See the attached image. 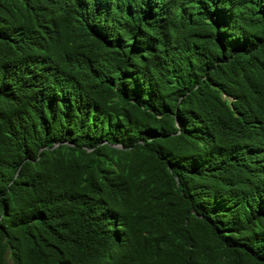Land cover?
Returning <instances> with one entry per match:
<instances>
[{"label": "trees", "instance_id": "1", "mask_svg": "<svg viewBox=\"0 0 264 264\" xmlns=\"http://www.w3.org/2000/svg\"><path fill=\"white\" fill-rule=\"evenodd\" d=\"M0 264H264V0H0Z\"/></svg>", "mask_w": 264, "mask_h": 264}]
</instances>
